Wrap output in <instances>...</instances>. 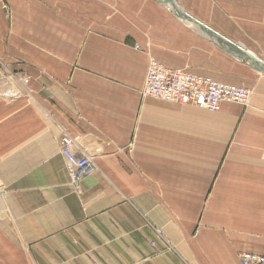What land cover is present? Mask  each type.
<instances>
[{
  "label": "crops",
  "instance_id": "obj_1",
  "mask_svg": "<svg viewBox=\"0 0 264 264\" xmlns=\"http://www.w3.org/2000/svg\"><path fill=\"white\" fill-rule=\"evenodd\" d=\"M174 1L218 35L159 0H0V264L264 255V74L221 41L264 64V0ZM151 60L252 96L143 97ZM63 134L94 162L79 192Z\"/></svg>",
  "mask_w": 264,
  "mask_h": 264
},
{
  "label": "built area",
  "instance_id": "obj_2",
  "mask_svg": "<svg viewBox=\"0 0 264 264\" xmlns=\"http://www.w3.org/2000/svg\"><path fill=\"white\" fill-rule=\"evenodd\" d=\"M2 68L0 65V76ZM250 89L219 82L202 75L187 73L182 70L168 68L155 60H151L143 97H152L178 105H193L212 112L219 111L222 103L248 104L252 96ZM61 152L66 160L71 184L77 192L81 181L93 169V159L80 154L75 149L77 138L63 134L60 139ZM264 158V151L262 154ZM2 189L0 187V194ZM158 238L164 241V249L159 253L174 251V247L161 229L155 230ZM155 246V243H151ZM239 264H264V255L241 253Z\"/></svg>",
  "mask_w": 264,
  "mask_h": 264
},
{
  "label": "water",
  "instance_id": "obj_3",
  "mask_svg": "<svg viewBox=\"0 0 264 264\" xmlns=\"http://www.w3.org/2000/svg\"><path fill=\"white\" fill-rule=\"evenodd\" d=\"M163 3L166 4H170V6L175 10L176 14L179 15L181 18L191 21L197 25H199L200 28L204 29L205 31H207L211 36H217L218 34L214 31H211L206 25H204L203 23H201L200 21H198L197 19H195L194 17L188 15L187 13H184L183 11H181L178 6L176 5L174 0H159ZM221 41L223 42V44L226 45V47L228 48V50L235 56H237L238 58H241L243 60L246 61H250L251 63H253L256 68L264 74V64L261 63L256 57L249 55L248 53H246L245 51H243L242 49H238V47H236L235 45H233L232 43H229L228 41H225L224 39H221Z\"/></svg>",
  "mask_w": 264,
  "mask_h": 264
},
{
  "label": "bare ground",
  "instance_id": "obj_4",
  "mask_svg": "<svg viewBox=\"0 0 264 264\" xmlns=\"http://www.w3.org/2000/svg\"><path fill=\"white\" fill-rule=\"evenodd\" d=\"M167 5H169L170 6V4L168 3ZM171 7V6H170ZM249 101H250V99H249Z\"/></svg>",
  "mask_w": 264,
  "mask_h": 264
},
{
  "label": "rangeland",
  "instance_id": "obj_5",
  "mask_svg": "<svg viewBox=\"0 0 264 264\" xmlns=\"http://www.w3.org/2000/svg\"><path fill=\"white\" fill-rule=\"evenodd\" d=\"M249 102V101H248ZM245 105V104H244Z\"/></svg>",
  "mask_w": 264,
  "mask_h": 264
}]
</instances>
